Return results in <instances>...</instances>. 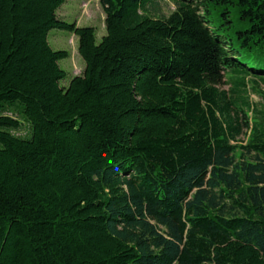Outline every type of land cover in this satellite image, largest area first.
I'll list each match as a JSON object with an SVG mask.
<instances>
[{"label":"trees","instance_id":"trees-1","mask_svg":"<svg viewBox=\"0 0 264 264\" xmlns=\"http://www.w3.org/2000/svg\"><path fill=\"white\" fill-rule=\"evenodd\" d=\"M66 1L0 0V264H264V0Z\"/></svg>","mask_w":264,"mask_h":264},{"label":"rangeland","instance_id":"rangeland-1","mask_svg":"<svg viewBox=\"0 0 264 264\" xmlns=\"http://www.w3.org/2000/svg\"><path fill=\"white\" fill-rule=\"evenodd\" d=\"M175 9L173 0H158L149 6V12L153 16L161 17L169 15ZM58 15L70 23L76 22L79 26H91L97 30V42L107 33L105 27V13L99 0H68L57 11ZM49 42L55 50H67L70 52L68 58L60 61V66L68 72V78L62 84H69L71 78L82 74L85 61L79 54V38L66 30L53 29L49 34ZM229 86H225L228 88ZM264 89V88H263ZM252 99L255 102L262 101L258 92L250 89ZM25 129L20 133L24 134Z\"/></svg>","mask_w":264,"mask_h":264}]
</instances>
